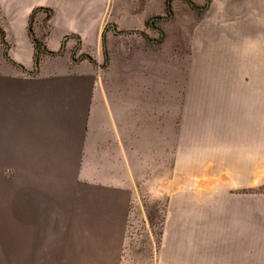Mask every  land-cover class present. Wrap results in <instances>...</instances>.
Returning <instances> with one entry per match:
<instances>
[{
    "label": "rangeland",
    "instance_id": "obj_1",
    "mask_svg": "<svg viewBox=\"0 0 264 264\" xmlns=\"http://www.w3.org/2000/svg\"><path fill=\"white\" fill-rule=\"evenodd\" d=\"M189 1L171 0L166 13L167 0H109L94 11L103 16L108 60L93 46L79 52L78 37L53 56L101 59L120 93L135 97L138 195L124 264L158 263L160 247L167 264H223L231 240L241 242L239 263L257 264L264 260V114L255 118L245 106L256 98L264 109V5ZM219 47H243L250 60L242 77L226 69L215 86L209 77ZM245 124L262 126L257 145L246 140L254 135ZM231 165L243 174L232 175Z\"/></svg>",
    "mask_w": 264,
    "mask_h": 264
},
{
    "label": "crops",
    "instance_id": "obj_2",
    "mask_svg": "<svg viewBox=\"0 0 264 264\" xmlns=\"http://www.w3.org/2000/svg\"><path fill=\"white\" fill-rule=\"evenodd\" d=\"M107 3L0 0V264H124L138 195L135 97L120 93L101 59L52 55L70 37L81 41L79 52H103V16L94 11ZM46 9L54 16H33ZM222 48L212 49L215 86L226 69L242 77L250 60L243 47ZM248 99L249 115L264 114L256 98ZM242 127L257 145L262 126ZM240 243L230 241L223 264H241L234 248ZM156 259L167 264L161 247Z\"/></svg>",
    "mask_w": 264,
    "mask_h": 264
},
{
    "label": "trees",
    "instance_id": "obj_3",
    "mask_svg": "<svg viewBox=\"0 0 264 264\" xmlns=\"http://www.w3.org/2000/svg\"><path fill=\"white\" fill-rule=\"evenodd\" d=\"M170 1L171 0H167V2H166V7H165V11H166V13H171V5H170ZM184 1H186V2H188L190 5H192V3L189 1V0H184ZM34 14V13H33ZM157 19H160L159 17H157ZM151 24V22L149 21V22H147V26H149ZM139 34H141V35H144V33L143 32H140ZM37 47H39V44L37 43ZM39 53L40 52H37V59H36V64H38L39 63V60H40V58H39ZM52 54V53H51ZM103 54H104V56H105V62L108 60V56H107V47H106V38H105V35H103ZM52 55H54V54H52Z\"/></svg>",
    "mask_w": 264,
    "mask_h": 264
}]
</instances>
